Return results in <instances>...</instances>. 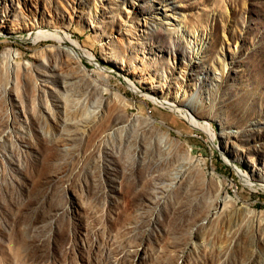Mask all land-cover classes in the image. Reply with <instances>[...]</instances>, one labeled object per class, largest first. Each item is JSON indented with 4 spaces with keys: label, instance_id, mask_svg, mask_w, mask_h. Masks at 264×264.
<instances>
[{
    "label": "rangeland",
    "instance_id": "1",
    "mask_svg": "<svg viewBox=\"0 0 264 264\" xmlns=\"http://www.w3.org/2000/svg\"><path fill=\"white\" fill-rule=\"evenodd\" d=\"M263 183L264 0H0V264H264Z\"/></svg>",
    "mask_w": 264,
    "mask_h": 264
},
{
    "label": "bare ground",
    "instance_id": "2",
    "mask_svg": "<svg viewBox=\"0 0 264 264\" xmlns=\"http://www.w3.org/2000/svg\"><path fill=\"white\" fill-rule=\"evenodd\" d=\"M34 35H35L36 40L38 38L58 39L60 41L70 42L76 48H79V43H77L76 41H73L72 39L70 40V38L68 37V35L60 33L57 29H50V28H45V27H38L35 31H33L30 34V37L32 38V37H34ZM71 52L75 55V57H78V54H77V52L74 49H72ZM86 57H89V58L92 59V55H90L89 53L86 54ZM129 86H130V88L133 91H136V88L133 86V84H130ZM147 96L152 101H154L156 104H158V105H161V106L170 108L173 111L185 112L186 118L189 120L190 124L193 127L205 129V130H207V132H209L210 135H213V132H212V129H211V126H210L209 122H204V123L199 122L198 119L191 112L190 108H188V107H180V106H178V105H176L174 103H171L167 99H159L158 97H155L153 95H147ZM239 173H240L241 178L245 179L250 185H253V183H251L252 182V179L248 175L242 173L241 171H239ZM220 185L222 187V184H220ZM261 185L264 186V183L261 184ZM250 187H252V186H250ZM220 199H221V201L228 200L230 202H235V203L237 202V200L234 197H232V196L220 197ZM89 235H90V233H89ZM100 242H101V239H100L99 236H97V242L96 243L99 244ZM90 247H92L91 246V243L90 242H87V247L81 250L82 254H84V255L88 254L89 251H90ZM101 253H102V250L99 251L98 254L96 255V257L94 259L95 260V264H99V263H101V262H103V261H105L107 259L105 256H102ZM69 259L71 261L70 264H75L72 253H70ZM92 264H94V263H92Z\"/></svg>",
    "mask_w": 264,
    "mask_h": 264
}]
</instances>
